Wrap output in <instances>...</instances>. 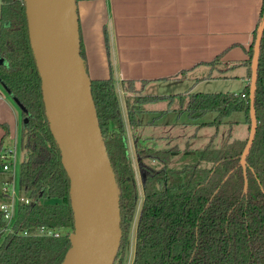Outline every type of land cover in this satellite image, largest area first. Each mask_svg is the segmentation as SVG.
<instances>
[{
	"label": "trees",
	"instance_id": "16d2710c",
	"mask_svg": "<svg viewBox=\"0 0 264 264\" xmlns=\"http://www.w3.org/2000/svg\"><path fill=\"white\" fill-rule=\"evenodd\" d=\"M79 1L85 0L76 3ZM263 18L264 4L259 26ZM257 34L258 29L254 31L249 58L242 62L248 66L249 77ZM81 54L85 60L82 40ZM0 56L4 60L0 64V83L22 111L21 146L25 156L20 186L32 200L20 205L12 231L0 234V264H61L74 232L70 179L46 115L24 0H1ZM91 82L120 190L122 238L116 259L121 256L124 264L140 191L114 79ZM124 89L129 122L135 128L140 125L137 116L145 103L169 98L171 102L178 99L181 109L192 119L216 112L212 124L217 127L233 113H243L251 129L250 83L239 93L149 96L141 95L142 88L134 81H126ZM133 92L140 96L133 98ZM255 107L258 127L247 157V185L241 156L249 137L227 140L221 147L211 139L203 148L181 149L178 145L149 146L145 144L147 139L135 136L144 200L132 264H264V32ZM3 128L9 135L8 126L4 124ZM147 161H156L157 165ZM173 162L179 166H171ZM2 163L0 158L1 167ZM5 226L6 218L0 211V228ZM42 228L60 234H40Z\"/></svg>",
	"mask_w": 264,
	"mask_h": 264
},
{
	"label": "crops",
	"instance_id": "0c3cea01",
	"mask_svg": "<svg viewBox=\"0 0 264 264\" xmlns=\"http://www.w3.org/2000/svg\"><path fill=\"white\" fill-rule=\"evenodd\" d=\"M263 4L264 0L78 2L82 48L89 77L91 80L114 79L132 159L134 155L137 158L134 139L138 127L129 122L124 83L134 81L142 88L154 82H186L188 89L179 93L185 95L206 79H239L243 91L250 83V77L248 66L242 62L249 58L248 51L254 40V31L259 27ZM216 65L222 67V75L213 73ZM0 95V139L4 134V124L17 138L22 111L20 117L13 101L2 92ZM168 111H161L160 116ZM3 140L0 153L5 147ZM137 162L140 165L138 158ZM8 179L4 176L2 180Z\"/></svg>",
	"mask_w": 264,
	"mask_h": 264
},
{
	"label": "water",
	"instance_id": "95a60500",
	"mask_svg": "<svg viewBox=\"0 0 264 264\" xmlns=\"http://www.w3.org/2000/svg\"><path fill=\"white\" fill-rule=\"evenodd\" d=\"M24 1L46 115L70 179L74 232L61 264H114L122 238L120 190L81 54L76 0ZM263 32L264 18L252 59L251 129L241 156L246 185L247 157L258 127L255 96Z\"/></svg>",
	"mask_w": 264,
	"mask_h": 264
},
{
	"label": "rangeland",
	"instance_id": "374dc122",
	"mask_svg": "<svg viewBox=\"0 0 264 264\" xmlns=\"http://www.w3.org/2000/svg\"><path fill=\"white\" fill-rule=\"evenodd\" d=\"M216 67L217 68H214L213 73L215 75H222L223 71H220L222 67L219 65H216ZM238 80L239 79H232L231 81H227L221 78L206 79L202 83L198 84L195 89L189 91L207 93L237 92L242 90L240 88L241 83ZM176 84L177 83L171 82H154L148 84L147 86L145 84L142 86L141 95H172L184 93L188 89V84L186 82L183 84H177V87H174ZM0 92H2L5 96H7L10 100L13 101V106L21 117L20 106L16 105L17 103L15 102V99L7 92V90L3 87L1 83ZM132 96L133 98H137L138 96H140V94H138L137 92H133ZM165 110L169 111L166 114L160 116V114H162L161 111L163 112ZM216 116V112L210 111L198 119H192L191 117H189L188 112L186 110L181 109L180 101L169 102V100H160L156 102H147L141 108V112L138 113V118L141 121V124L138 126L137 135L139 137H159L157 139H147L145 144L149 146H153L154 143L158 148H166L171 145H178L181 149H185L187 146L193 149L203 148L211 141V139L213 140L215 146L221 147L227 140H245L249 137L250 129L249 125L245 123V116L243 113H233L230 117L225 118L224 122L219 127L212 124ZM19 125L20 132L18 133L17 138H14V135L12 133L6 135L7 132L5 128H3L4 134L2 136V139L5 137L4 149H17L15 178V189L17 192L16 198L18 200L17 207L20 205V198L25 195L22 192L20 186L21 163L25 156V152L23 151L21 146L22 119L20 122V118ZM2 139H0V143ZM132 160L133 168L137 178V183L139 186L140 200L136 216L129 229V245L125 252L126 259L124 264H132L134 260L137 223L144 200L143 171L140 165H138L137 158L135 157V155L133 156ZM147 162H150V165H157L155 161ZM181 165L182 164L180 162V166ZM171 166H179V163L173 162ZM12 175L9 174V172L5 174L0 165V202L3 200L2 188L4 187V182L2 179L4 176L12 178ZM64 232L67 231L62 230V233ZM114 264H122L121 256L116 259Z\"/></svg>",
	"mask_w": 264,
	"mask_h": 264
},
{
	"label": "built area",
	"instance_id": "2783aa9c",
	"mask_svg": "<svg viewBox=\"0 0 264 264\" xmlns=\"http://www.w3.org/2000/svg\"><path fill=\"white\" fill-rule=\"evenodd\" d=\"M1 4V0H0ZM0 98L2 96L0 95ZM6 149V148H5ZM3 150L2 153H0V158L2 160V168L3 171L9 172L12 175V178L6 180L4 182V187L2 188V194L4 196V199L0 202V211L4 214L6 218V226L3 228H0V234H7L12 231L13 225L17 219L18 214V207L23 204H30L32 202L31 198L26 195L20 198V205L17 207V192L15 189V178H16V156H17V149H7ZM27 233V232H25ZM40 234L44 235H55L58 236L60 232L53 231L50 229L42 228L39 231Z\"/></svg>",
	"mask_w": 264,
	"mask_h": 264
}]
</instances>
